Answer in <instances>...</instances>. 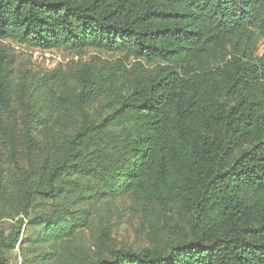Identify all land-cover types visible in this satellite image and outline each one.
<instances>
[{
	"label": "trees",
	"instance_id": "16d2710c",
	"mask_svg": "<svg viewBox=\"0 0 264 264\" xmlns=\"http://www.w3.org/2000/svg\"><path fill=\"white\" fill-rule=\"evenodd\" d=\"M0 39L120 56L72 69L17 124L0 116L19 213L54 202L28 217L33 241L53 250L87 226L88 205L128 195L165 231L92 264H264V0H0ZM8 65L0 48L5 110ZM18 241L0 239V264Z\"/></svg>",
	"mask_w": 264,
	"mask_h": 264
},
{
	"label": "rangeland",
	"instance_id": "374dc122",
	"mask_svg": "<svg viewBox=\"0 0 264 264\" xmlns=\"http://www.w3.org/2000/svg\"><path fill=\"white\" fill-rule=\"evenodd\" d=\"M0 48L9 60L4 73L8 81V109L0 107V116L3 123L9 126L19 122L23 107L31 105L33 99L54 102L53 96L64 83H72V69L83 63L115 68L116 60L120 59L118 54L94 49L80 52L64 48L42 50L10 39H0ZM257 54L264 56V40L258 42ZM131 62V59L125 62V66L130 68ZM54 70L61 71L64 80L54 78L41 82ZM96 108L97 105L94 110ZM17 158L25 163L23 148H19ZM10 159V148L0 138V181H3L0 188L7 191L0 196V239H7L15 232L19 235L18 243L5 255L2 264H92L98 256L108 257L112 249L125 247L139 250L152 246L165 231L162 217L156 219L146 214L131 197L124 195L88 205L87 226L78 228L65 244L58 242L53 250L49 244L40 246L33 241L34 226L29 224L28 217L46 214L51 211L54 202L36 199L28 208V216L19 213L20 185L14 177ZM43 251L52 252L41 255Z\"/></svg>",
	"mask_w": 264,
	"mask_h": 264
}]
</instances>
